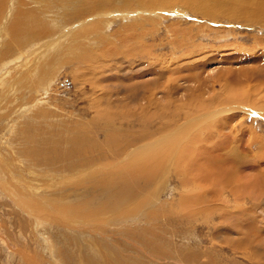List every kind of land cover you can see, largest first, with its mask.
<instances>
[{
	"label": "rangeland",
	"instance_id": "rangeland-1",
	"mask_svg": "<svg viewBox=\"0 0 264 264\" xmlns=\"http://www.w3.org/2000/svg\"><path fill=\"white\" fill-rule=\"evenodd\" d=\"M156 1L0 0V264H264V14Z\"/></svg>",
	"mask_w": 264,
	"mask_h": 264
},
{
	"label": "bare ground",
	"instance_id": "bare-ground-1",
	"mask_svg": "<svg viewBox=\"0 0 264 264\" xmlns=\"http://www.w3.org/2000/svg\"><path fill=\"white\" fill-rule=\"evenodd\" d=\"M171 1H173V0H171ZM186 5L185 6H189L190 8H193V10H194V8H197V7H200L201 8V10L203 11V13H202V15H206V13H207V8H208V10H210V11H212V8L213 7H215V5H218V4H220L221 6H224L225 7V9L226 10H228L227 9V6L229 5V3H233V5H232V11H230V12H227L226 10L224 11V12H226V14L229 16V17H233L234 18V16H238V17H240V15H243L244 16V18H247V16L249 15V13L250 12H247L246 14H243L242 13V11H244L243 9L244 8H247V5H248V7L250 6H253V9H256V13L257 14H259V12H262V14H264V0H247V1H243V0H189V1H187V0H182ZM213 1H218V3L217 4H212V2ZM157 3H156V5L159 7H165V8H169V5L171 4V2H167L166 0H158V1H156ZM173 4V3H172ZM246 10V9H245ZM245 12V11H244ZM252 13V12H251ZM253 14V13H252ZM255 14V13H254ZM249 17V16H248ZM241 18V17H240ZM22 49V48H21ZM24 50V49H23ZM23 52V51H22ZM43 53V52H42ZM17 56H15V58H16ZM21 57V56H20ZM13 59V58H12ZM2 65V64H1ZM1 65H0V67H1ZM4 66V65H3ZM2 66V67H3ZM231 72V71H230ZM238 73V72H237ZM174 80V79H173ZM44 88V87H43ZM145 108V107H144ZM143 112V111H142ZM206 112H208V113H206V115H209V113L211 114V112L210 111H207L206 110ZM222 112V111H221ZM221 112H219V113H221ZM210 116H213V114L212 115H210ZM216 116V115H215ZM215 116H213V118L212 117H205L206 118V120H204L203 119V121L205 122V121H207V120H212V119H214L215 118ZM208 118V119H207ZM212 118V119H211ZM196 120L197 119H195L194 121L196 122ZM145 124H147V123H145ZM149 124V123H148ZM165 124V123H164ZM195 124V123H194ZM141 125H144V123H142ZM144 126H146V125H144ZM166 127V126H165ZM164 127V128H165ZM182 127V126H181ZM187 128L186 129H183V130H180V132L179 133H181L180 134V137L176 134V131H170L169 129H167L166 128V133H163V135H162V137L159 139V140H157V142H151V144H157L158 146L157 147H155V148H153V149H150L149 148V146H146V148H143L142 147V149H139V151L136 153V155H133V157H136V159H137V157H145L146 156V152H148L149 150H151V153L149 154V156L146 158V160L145 161H141L142 162V164L140 163L139 164V168H137V169H140V170H151L152 168H154V167H156V166H158L159 164H161V163H164L166 160H168V156L174 151V150H176V149H174L173 147H174V145H176L180 140H183L184 139V136H185V134H186V132H190V131H194L196 128H194L195 126H193V127H191L190 126V124L188 125V126H186ZM168 128H170V127H168ZM142 129H144V128H142ZM159 130H160V128H159ZM177 130H179V128L177 129ZM193 133V132H192ZM200 135V134H199ZM116 136V138H117V134L115 135ZM198 138H199V136H197V135H193L192 137H191V142L194 144H196V140H198ZM141 139V138H140ZM146 139V138H145ZM190 139V138H189ZM201 139V138H200ZM131 140V139H130ZM142 140H144V139H142ZM150 140V139H149ZM187 140V139H186ZM199 141V140H198ZM141 142V141H140ZM150 142V141H149ZM188 142V141H187ZM186 142V143H187ZM129 144H130V142H129ZM193 144H191V146L193 145ZM194 144V145H195ZM155 146V145H154ZM188 148H184L180 153H179V151H176V153L175 154H173V155H175L176 157H178V158H180L181 159V162H185V164H187V166L189 165V163H191L192 161H196V165L198 166V162H197V160H195V157H188L187 156V154L190 152L189 150H187ZM173 155H171V156H173ZM171 156H169V157H171ZM187 156V157H186ZM197 158V157H196ZM207 158H205V160H206ZM226 159V158H225ZM133 160V159H132ZM142 160H144V159H142ZM198 160H199V158H198ZM203 160V159H202ZM227 161L229 160V158L228 159H226ZM175 161V160H174ZM218 161V160H217ZM210 162V161H209ZM212 162V161H211ZM219 162V161H218ZM216 163V162H213L212 164H211V166L215 169L216 168V170H217V168H219V167H222V166H217L218 164H220V163ZM230 162H231V160H230ZM226 163V162H225ZM184 164V165H185ZM210 164V163H209ZM206 165H207V163H206ZM220 165H222V163L220 164ZM179 166V165H178ZM208 166V165H207ZM185 167V166H184ZM204 167V166H203ZM180 169V168H179ZM159 170V169H158ZM157 170V171H158ZM161 171V170H160ZM187 171H188V169H187ZM180 173H182V170H180L179 171ZM189 172V171H188ZM195 172H198V171H196L195 170ZM221 172V171H220ZM201 173V170H200V172H199V174ZM204 173H206V172H204ZM208 173V172H207ZM212 173V172H211ZM191 174H192V172H191ZM223 174V173H222ZM221 174V175H222ZM194 175V174H193ZM215 175V174H214ZM220 175V174H219ZM224 175V174H223ZM188 176V175H187ZM187 176H186V178H187ZM189 176H190V174H189ZM212 176V175H211ZM225 176V175H224ZM215 177V176H214ZM198 178H199V176H198ZM218 178V177H217ZM219 179V178H218ZM226 179V178H225ZM235 179V178H234ZM196 180V179H195ZM228 180V179H227ZM197 181H198V179H197ZM223 181V180H222ZM188 182H193V179H190ZM216 185V184H215ZM184 186V185H183ZM33 191V190H32ZM31 191V192H32ZM13 193H15V192H13ZM185 198V197H184ZM21 200V199H20ZM18 201H19V199H18ZM22 201V200H21ZM21 207V206H20ZM182 207V206H181ZM23 210V209H22Z\"/></svg>",
	"mask_w": 264,
	"mask_h": 264
}]
</instances>
